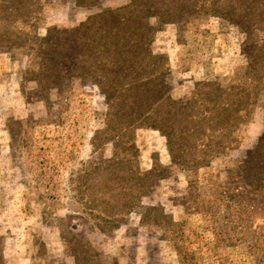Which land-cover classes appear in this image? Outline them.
I'll return each mask as SVG.
<instances>
[{"label": "rangeland", "instance_id": "1", "mask_svg": "<svg viewBox=\"0 0 264 264\" xmlns=\"http://www.w3.org/2000/svg\"><path fill=\"white\" fill-rule=\"evenodd\" d=\"M129 1L41 0L36 33ZM242 42L235 26L195 16L165 24L151 49L181 95L201 78L226 81L245 61ZM27 60L0 52V264H264V164L250 152L264 136V86L239 145L193 172L170 166L157 132L136 129V165L151 183L137 180L131 211L112 217L102 199L119 201L126 174L108 166L109 143H90L102 96L67 83L40 100Z\"/></svg>", "mask_w": 264, "mask_h": 264}, {"label": "trees", "instance_id": "2", "mask_svg": "<svg viewBox=\"0 0 264 264\" xmlns=\"http://www.w3.org/2000/svg\"><path fill=\"white\" fill-rule=\"evenodd\" d=\"M94 1L74 0L80 6ZM41 10V0H0V52L28 57L24 74L42 93L40 100L67 83L92 85L102 96V126L90 143H109L108 166H123L126 174L119 201L102 199L112 217L131 211L142 193L132 188L137 180L151 183L149 172L140 173L136 165V129L157 132L170 166L186 172L239 145L264 86V0H130L37 35ZM195 16L235 26L243 35L245 61L226 81L201 78L175 95L173 72L166 56L152 51V39L165 24L179 26ZM250 152L264 164V136Z\"/></svg>", "mask_w": 264, "mask_h": 264}]
</instances>
